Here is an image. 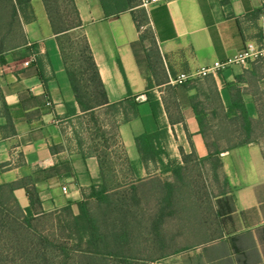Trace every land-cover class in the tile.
<instances>
[{"label": "crops", "instance_id": "1", "mask_svg": "<svg viewBox=\"0 0 264 264\" xmlns=\"http://www.w3.org/2000/svg\"><path fill=\"white\" fill-rule=\"evenodd\" d=\"M72 1L109 103L127 98L135 103H124L121 120L123 111L136 115L117 128L118 144L134 173L140 175L152 162L137 146L143 134L160 133L162 163L176 157L183 164L181 152L198 161L209 156L199 116L204 124H222L211 110L220 107L231 118L238 114L233 104L239 98L249 117L257 118L249 90L251 78L260 73L254 63L177 86L163 81L225 60L256 41L264 0H168L144 10L161 62L158 78L148 63L152 58L146 57L149 45L135 44L140 32L132 11L139 6L106 15L100 0ZM59 37L44 0H0V188L11 189L23 208L31 203L32 190L45 211L64 203L75 207L103 180L98 156L88 153L77 136V123L88 115L75 100ZM218 159L223 181L215 196L213 232L198 230L203 237L198 247L172 252L181 253L173 264H264L261 144L229 148ZM163 168L168 172L169 165Z\"/></svg>", "mask_w": 264, "mask_h": 264}, {"label": "rangeland", "instance_id": "2", "mask_svg": "<svg viewBox=\"0 0 264 264\" xmlns=\"http://www.w3.org/2000/svg\"><path fill=\"white\" fill-rule=\"evenodd\" d=\"M57 5L68 22H73L68 0H58ZM53 6L55 8L56 3ZM143 31L146 43L151 44L149 26ZM71 35L75 38L72 42L78 43L79 32L73 31ZM64 45L69 65L77 71L70 41H65ZM263 63L264 59L254 62L260 73L251 78L249 85L263 116L254 136L262 140ZM120 120L119 115L106 108L77 123L79 141L88 153L100 159L108 187L106 202L90 198L89 193L86 196L89 214L97 221L109 244L110 252L102 262L173 264L181 259V253L172 255V252L180 248L193 251L198 247L203 239L197 235L198 230L213 232L215 196L221 191L223 175L214 161L203 165L193 154L183 157L182 152L183 164L176 157H168L165 163L154 158L151 163L147 162L144 172L134 173L118 144L116 125ZM219 121L222 124L207 127V135L211 140L216 135L223 136L222 145L232 144L237 132L228 120L219 116ZM166 163L168 172L163 168ZM0 212L9 220L0 222V264H14L21 257L31 264H89L83 256L94 250L88 243L91 230L84 221L74 220L77 206L70 208L64 203L51 211L36 206L35 217L28 226L22 222L12 200H0Z\"/></svg>", "mask_w": 264, "mask_h": 264}, {"label": "trees", "instance_id": "3", "mask_svg": "<svg viewBox=\"0 0 264 264\" xmlns=\"http://www.w3.org/2000/svg\"><path fill=\"white\" fill-rule=\"evenodd\" d=\"M103 10L106 15L117 14L121 11L135 8L139 4L137 0H100ZM58 0H44L45 7L51 22L52 29L55 34L60 35L59 37V46L61 50V54L63 57V62L69 77V81L71 84V88L73 90L75 100L77 101L80 110L87 115H92L96 112H101L106 108L111 109L112 112L119 115L120 110L124 108V103H127L130 106H135L134 102H131L129 98L115 103H109L107 98V92L105 86L100 78L97 65L94 61L91 49L89 47L88 41L86 36L83 34L81 30V23L79 16L77 14L76 8L73 4L72 0H68V3L71 8V13L73 17V22H68L67 18L63 16L59 10L57 5ZM56 3V7L54 8L53 4ZM133 18L136 24L137 29L139 30V39L135 42V44H143L146 43V33L143 31L145 26H148V19L146 12L143 9H135L132 11ZM13 15H15V10ZM141 17L139 18V16ZM78 31L80 42H72L73 38L71 32ZM149 32L151 36V44H148L150 47L149 53L146 57H151L152 62L148 60L149 65H153V73L156 78H158L157 74L158 71L160 72V59L157 54V48L155 45V40L153 36L152 29L149 27ZM79 39V38H78ZM65 41H70L71 49L74 51V61L77 63V71L73 70L68 62V56L65 50ZM152 67V66H151ZM169 79L164 80V83H168ZM185 84V83H183ZM182 85V84H180ZM149 86L152 87L149 78ZM177 86V85H173ZM214 100L218 101L217 96H213ZM234 107L238 111V114L227 118V113L223 112L222 108L216 107L212 109L211 112L215 115L221 116L223 119L228 120L230 124L234 127V132H237V137L232 144L222 145L220 143L221 139H224L223 136L216 135L212 140L207 135V127L212 124H204V119L202 116H199V122L201 124V131L203 136L205 137V141L207 147L209 149V156L205 159L199 160L201 164H205L207 161H214L216 166L220 168V162L218 159V155L228 150L229 148L236 147L243 144H250V143H259L261 144L264 156V139H260V137L254 136L256 132V125L262 124V112L258 109V116L256 119L249 117L246 112L244 105L241 103V100L236 99L234 101ZM203 112V110H201ZM122 120H128L130 117H134L136 115V111L125 112L123 111ZM120 120L119 123L122 121ZM119 123L116 125L118 128ZM159 132L150 133V134H143L136 138L137 146L143 155V159L148 161L150 159H160V154L163 153L161 150V145L159 141ZM264 134V133H263ZM117 135V130H116ZM218 136V137H217ZM264 137V136H263ZM183 157H186L183 155ZM100 161V159H99ZM101 163V162H100ZM102 165V164H101ZM165 170V168H164ZM102 182L97 186H92L91 191L89 194L90 198L96 199L98 202H106L108 200V187L106 183V176L104 170L102 171ZM31 195V203L26 206L22 207L16 197L14 196L11 189L5 190L0 188V200H12L17 206L18 211L22 216V222L28 226L31 221L34 219V209L36 208V199L34 196V190L29 191ZM87 200H81L76 203L78 208V213L74 215V220L79 223V221H84L89 229L91 230L90 239L88 240L89 244H91L94 250H90V252L86 253L83 256L84 259H87V263L90 264L91 262H96L95 264H105L102 262L104 256L109 254V244L107 238L100 232V228L97 224V221L90 216L89 209L87 205ZM70 206V205H69ZM71 208V206H70ZM9 216V215H8ZM0 222H8L7 216L2 215L0 212ZM4 226V225H3ZM1 230V229H0ZM1 251V250H0ZM1 256V252H0ZM101 261V262H97ZM32 262L27 258L21 257L20 260L17 262L15 261L14 264H31ZM86 264V263H85ZM93 264V263H91Z\"/></svg>", "mask_w": 264, "mask_h": 264}, {"label": "built area", "instance_id": "4", "mask_svg": "<svg viewBox=\"0 0 264 264\" xmlns=\"http://www.w3.org/2000/svg\"><path fill=\"white\" fill-rule=\"evenodd\" d=\"M168 0H138V6L145 11L158 3ZM264 58V14L262 15V24L260 36L256 41L246 42L243 49L229 56L225 60H215L210 64L203 65L194 71L180 72L174 76L169 75L168 83L171 85H180L186 82L200 80L209 76H217L220 72L231 66L246 67L251 63ZM27 63V62H26ZM67 187L62 186V191L66 192Z\"/></svg>", "mask_w": 264, "mask_h": 264}, {"label": "water", "instance_id": "5", "mask_svg": "<svg viewBox=\"0 0 264 264\" xmlns=\"http://www.w3.org/2000/svg\"><path fill=\"white\" fill-rule=\"evenodd\" d=\"M223 154V153H222Z\"/></svg>", "mask_w": 264, "mask_h": 264}]
</instances>
